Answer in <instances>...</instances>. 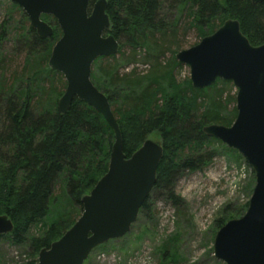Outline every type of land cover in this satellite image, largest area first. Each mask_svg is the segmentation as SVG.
I'll list each match as a JSON object with an SVG mask.
<instances>
[{
  "label": "trees",
  "instance_id": "16d2710c",
  "mask_svg": "<svg viewBox=\"0 0 264 264\" xmlns=\"http://www.w3.org/2000/svg\"><path fill=\"white\" fill-rule=\"evenodd\" d=\"M95 1L89 0V9ZM106 1L110 23L106 33L118 42L119 51L93 63L91 81L110 104L126 158L152 133L160 137L163 155L155 184L139 213H148L153 192L161 193L178 206L182 200L174 192L176 180L186 171H201L210 164L214 153L210 145L222 147L218 140L206 137L202 129L211 124H232L235 107L230 112L227 107L230 100L235 101V93L229 98L226 93L232 86L222 80L204 90L193 89L189 81L177 84L173 71L179 64L175 58L172 65L162 66L158 62L165 50L177 46L174 30L178 22L160 18L161 5L170 1L171 7L184 13L186 27L196 31L198 41L212 34L224 21L233 19L238 21L248 42L259 46L264 43V2ZM12 13L22 18L18 27L10 23ZM5 17L8 21L0 25V215L10 219L13 230L0 239L6 238L13 244L28 242L31 249L28 264H37L39 251L49 248L74 224L82 212L81 198L106 173L113 132L101 115L76 99L65 114L59 113L57 104L65 81L47 64L51 49L61 36L53 17H41L53 29L52 35L45 39L29 27L27 16L16 4H9ZM11 28L18 48L13 52L23 53L24 61L20 72L7 75L4 43ZM122 37L127 39L133 53L128 59L117 60L115 57L124 48L119 42ZM148 45L156 68L151 80L144 82L146 77H138L135 69L121 73L136 64L134 50ZM164 77L167 79L160 82ZM225 150L239 157L236 151ZM56 191L60 192L58 197ZM57 198L79 210L76 218H71L68 212L59 214L40 235L29 237L31 229L48 215ZM222 225L220 222L219 228Z\"/></svg>",
  "mask_w": 264,
  "mask_h": 264
},
{
  "label": "water",
  "instance_id": "95a60500",
  "mask_svg": "<svg viewBox=\"0 0 264 264\" xmlns=\"http://www.w3.org/2000/svg\"><path fill=\"white\" fill-rule=\"evenodd\" d=\"M9 1L27 16L29 27L39 38L53 33L42 16L53 17L61 31L47 62L65 81L57 104L59 113L65 114L76 99L101 115L113 132L107 171L81 198L80 216L37 255V264H83L93 249L129 233L154 187L163 149L160 142L147 139L126 158L110 104L91 81L93 63L119 51L118 42L106 33L110 28L106 0L95 1L90 9L89 0ZM263 2L251 0L252 4ZM174 58L188 67L193 89L204 90L217 80L235 88L236 116L232 124L206 125L202 132L242 156L255 184L243 215L216 232L212 251L215 260L223 264H264V43L252 46L238 21L228 19ZM12 230L10 219L0 215V236Z\"/></svg>",
  "mask_w": 264,
  "mask_h": 264
},
{
  "label": "rangeland",
  "instance_id": "374dc122",
  "mask_svg": "<svg viewBox=\"0 0 264 264\" xmlns=\"http://www.w3.org/2000/svg\"><path fill=\"white\" fill-rule=\"evenodd\" d=\"M10 3L9 0L0 1V25L8 21L5 13ZM12 15L10 23L13 24L12 27H18L22 18L18 13ZM159 17L178 22L174 30L177 46L172 45L158 58L162 66L172 65V58L177 52L189 49L199 39L195 30L186 27L185 14L171 7L170 1L161 5ZM126 41L125 37L119 39L124 48L115 57L117 60L130 57L133 53ZM158 42L161 40L158 39ZM4 46V54L8 57L6 74L20 72L24 54L13 52V49L18 48L12 28L6 36ZM134 51L136 55L133 59L136 64L128 66L121 73L135 69L138 77H146L144 82L151 80L156 68L151 58L150 45L138 47ZM108 64L103 62V65ZM96 67L97 65L94 70ZM173 77L177 84L189 81L188 67L179 64L173 71ZM164 79L167 78L164 77L160 82ZM227 91L226 95L230 98L235 93V88L232 86ZM232 107H235V101L230 100L228 112ZM147 139L160 142L157 133H152ZM209 148L214 153L205 169L186 171L176 180L174 192L182 200L180 205L174 206L161 193L153 192L149 201L150 210L148 213H139L129 233L93 249L83 264H223L213 256L214 236L226 222L240 218V214L245 212L255 179L251 168L237 152L239 157L227 152L225 149L228 148L223 144L222 147L213 144ZM59 194L56 191L57 197ZM64 212L71 213V218H74L79 210L70 206L66 200L57 198L48 215L31 229L29 237L40 235L49 223L56 221L58 215ZM220 222L223 225L219 228ZM30 258L28 242L13 244L6 238L0 239V264H28Z\"/></svg>",
  "mask_w": 264,
  "mask_h": 264
}]
</instances>
